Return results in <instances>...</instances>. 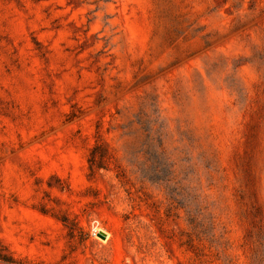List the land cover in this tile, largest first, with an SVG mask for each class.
<instances>
[{"label": "rangeland", "instance_id": "1", "mask_svg": "<svg viewBox=\"0 0 264 264\" xmlns=\"http://www.w3.org/2000/svg\"><path fill=\"white\" fill-rule=\"evenodd\" d=\"M0 264H264V0H0Z\"/></svg>", "mask_w": 264, "mask_h": 264}]
</instances>
